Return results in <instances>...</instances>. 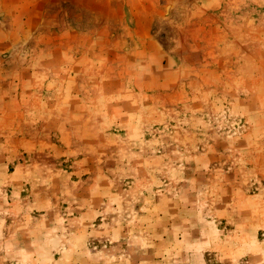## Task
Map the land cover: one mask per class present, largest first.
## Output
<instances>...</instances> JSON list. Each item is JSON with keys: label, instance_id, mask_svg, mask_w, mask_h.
Masks as SVG:
<instances>
[{"label": "rangeland", "instance_id": "rangeland-1", "mask_svg": "<svg viewBox=\"0 0 264 264\" xmlns=\"http://www.w3.org/2000/svg\"><path fill=\"white\" fill-rule=\"evenodd\" d=\"M99 1L0 0V264H264V0Z\"/></svg>", "mask_w": 264, "mask_h": 264}, {"label": "crops", "instance_id": "crops-1", "mask_svg": "<svg viewBox=\"0 0 264 264\" xmlns=\"http://www.w3.org/2000/svg\"><path fill=\"white\" fill-rule=\"evenodd\" d=\"M101 1V2H100ZM99 5L106 7L104 10L106 13L118 15L120 18V24L123 28L131 29L133 38L136 39V45H141L140 40L144 36L142 33L145 29H151V22L155 20L162 21L164 18L174 16L176 24L183 28V0H100ZM172 4V5H171ZM171 5L173 7L168 11L167 7ZM175 5V6H173ZM126 9V11H125ZM93 12V11H92ZM129 16V17H128ZM127 17H131V23L133 26H129ZM151 39L147 41L148 44H157L156 40ZM3 169H0V177L3 174ZM16 169H13V173ZM12 172H10L11 174ZM17 174V172H15ZM6 173L4 177H6ZM10 176V175H9ZM12 176V174H11Z\"/></svg>", "mask_w": 264, "mask_h": 264}]
</instances>
